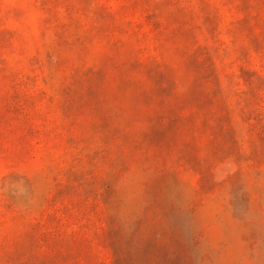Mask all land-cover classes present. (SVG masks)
Wrapping results in <instances>:
<instances>
[{
    "label": "rangeland",
    "instance_id": "374dc122",
    "mask_svg": "<svg viewBox=\"0 0 264 264\" xmlns=\"http://www.w3.org/2000/svg\"><path fill=\"white\" fill-rule=\"evenodd\" d=\"M0 264H264V0H0Z\"/></svg>",
    "mask_w": 264,
    "mask_h": 264
}]
</instances>
